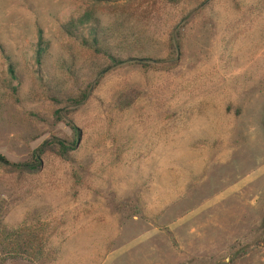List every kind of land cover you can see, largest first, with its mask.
I'll list each match as a JSON object with an SVG mask.
<instances>
[{"label": "rangeland", "instance_id": "obj_1", "mask_svg": "<svg viewBox=\"0 0 264 264\" xmlns=\"http://www.w3.org/2000/svg\"><path fill=\"white\" fill-rule=\"evenodd\" d=\"M87 11L108 34L126 22L108 42L132 61L56 122L108 69L63 30ZM173 37L174 69L142 65ZM52 139L76 141L70 162L0 165L3 225L38 241L27 258L0 249V264H264V0H0V156L25 163Z\"/></svg>", "mask_w": 264, "mask_h": 264}, {"label": "trees", "instance_id": "obj_2", "mask_svg": "<svg viewBox=\"0 0 264 264\" xmlns=\"http://www.w3.org/2000/svg\"><path fill=\"white\" fill-rule=\"evenodd\" d=\"M126 25L123 22L119 25L115 24V30L111 31V34L105 33L106 30L102 28L99 19L95 16L93 11H87L83 15L77 18H70L68 22L63 25L64 32L72 37L75 32H83L80 38L81 46L91 57L96 59H104L108 65V69H101L97 72L96 80L92 83H87L82 89L78 91L76 96H68L64 103V109L56 110L54 115V121L60 122L63 119H68V116L82 106L90 97L91 93L95 89L99 79L105 75L110 68L122 67L125 64H131L130 59H122L121 56L113 55L111 52V46L108 41L114 38L123 36L122 28ZM84 29L88 31L85 32ZM49 49V44L43 39L41 32L37 35L36 45V57L35 62L38 66L44 63L46 53ZM167 49L170 55L165 60H156L154 64H142L144 67H148L155 71H170L174 69L181 57V45L177 38L173 37L171 41H168ZM8 61L7 75L9 90L14 96L19 89V85L12 86V83L17 81V71L15 64L6 56ZM72 75V72H69ZM56 101V99H53ZM72 131L76 132V128L72 125L71 121L68 122ZM76 141L73 139L70 143L59 139L46 140L43 142L32 154L31 159L28 162L20 164H12L6 161L0 156V165L7 169L11 173H15L19 176L22 175H33L40 172L43 168V160L46 156H54L62 161L70 162L71 152L75 149ZM6 214V210L2 204H0V249L10 254L11 259L27 258L34 255L37 249L35 234L33 231L23 232L20 229L8 231L3 225V218ZM264 244V238L259 242ZM39 249V247H38ZM56 258V256H55ZM55 258H52L51 262Z\"/></svg>", "mask_w": 264, "mask_h": 264}]
</instances>
